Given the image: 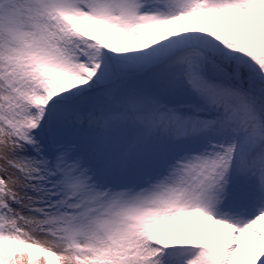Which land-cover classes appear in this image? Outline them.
I'll use <instances>...</instances> for the list:
<instances>
[{
  "label": "snow or ice",
  "instance_id": "snow-or-ice-1",
  "mask_svg": "<svg viewBox=\"0 0 264 264\" xmlns=\"http://www.w3.org/2000/svg\"><path fill=\"white\" fill-rule=\"evenodd\" d=\"M0 264H264V0H0Z\"/></svg>",
  "mask_w": 264,
  "mask_h": 264
},
{
  "label": "rangeland",
  "instance_id": "rangeland-1",
  "mask_svg": "<svg viewBox=\"0 0 264 264\" xmlns=\"http://www.w3.org/2000/svg\"><path fill=\"white\" fill-rule=\"evenodd\" d=\"M34 256H38L39 254L38 253H33Z\"/></svg>",
  "mask_w": 264,
  "mask_h": 264
}]
</instances>
